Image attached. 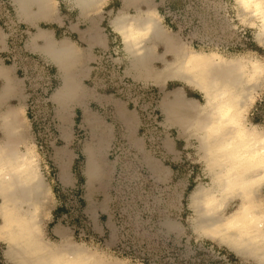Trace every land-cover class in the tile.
Listing matches in <instances>:
<instances>
[{
    "label": "crops",
    "instance_id": "crops-1",
    "mask_svg": "<svg viewBox=\"0 0 264 264\" xmlns=\"http://www.w3.org/2000/svg\"><path fill=\"white\" fill-rule=\"evenodd\" d=\"M4 1L20 28H27L29 32L21 40H18L19 36L8 35L0 16V142L11 137L3 126L4 114L9 109L17 108L23 128L20 149L35 153L46 181L47 191L41 202V233L45 239L58 241L62 237H72L73 213L67 209L65 203L62 204L59 196L61 192L68 194L70 199L74 198V208L78 192H81L83 215L89 225L91 224V231L101 234L107 227V224L102 222V216L108 217L112 203L111 188L116 167L109 157V149L114 139L120 135L125 137L129 144L141 153L145 164L155 174L166 169H162V163L145 149L144 140L139 135L142 119L140 111L124 96L116 93V86L103 80L97 82L99 71L95 69V64L98 60L104 64L101 53L105 51L110 54L122 77L153 86V89L160 92V101L178 94L185 99L200 102L204 99L203 95L194 87L177 80H168L164 86L159 87L138 77L135 70L129 68V58L123 50L121 36L113 28L111 19L118 11L132 13L148 6H153L159 13L164 12L157 0H98L95 3H80L78 0L26 3L21 0ZM162 16L164 15L161 14ZM164 18L162 21H166L169 33H173L169 28L178 29L177 24L168 16L165 15ZM175 38L177 43L178 40L184 41L179 34ZM62 41L70 42L74 47L75 52L68 65L51 56L46 47L47 44H58ZM254 41L256 42L255 39ZM155 45V50L161 52L163 57H172L171 52H164L163 43L156 41ZM159 47H162V51ZM12 54L17 56L16 62L8 59ZM23 55L47 63L54 75L53 81L57 83L49 94L53 119L50 134L46 135L51 136L50 138L42 135L44 128L31 118L27 110L29 96L19 66ZM158 63H162L161 59H154L153 64L157 66ZM106 71L107 69L103 70L104 73ZM67 85L69 94L63 97L61 87ZM159 109L165 119L164 105L161 102ZM166 127L169 134L165 138V145L169 155L175 158L179 154L181 142L187 143V140L192 138L189 133L187 136L179 135L175 125ZM86 144L89 147L86 148ZM181 145L180 147H183V144ZM87 149L99 157L101 165V173L91 181L84 171V163L80 166L77 160L79 155L84 156L85 160ZM0 153L3 154V151ZM58 205L63 206L64 210L56 212ZM63 222L67 223V226ZM50 223L53 224L48 227ZM0 264H18L16 259L8 254L7 244L2 238Z\"/></svg>",
    "mask_w": 264,
    "mask_h": 264
},
{
    "label": "bare ground",
    "instance_id": "bare-ground-1",
    "mask_svg": "<svg viewBox=\"0 0 264 264\" xmlns=\"http://www.w3.org/2000/svg\"><path fill=\"white\" fill-rule=\"evenodd\" d=\"M21 1L26 3L44 0ZM78 1L95 3L98 0ZM237 5L248 17L247 21L251 25L258 24L250 11L238 3ZM111 23L121 36L123 50L129 58V68L134 69L138 77L159 87L164 86L168 80H177L194 87L203 95L204 99L200 102L185 99L178 94L170 99H159L164 105L165 116V119L160 121L161 125L165 128L175 125L179 135L185 136L189 133L191 138H195L196 147L209 171L210 182L195 187L191 192L190 205L196 213L192 221L194 229L204 235L219 236L221 241L238 255L253 258L257 264H264V243H253L249 237L241 239L238 232L215 230L236 208L228 214L216 213L208 216L205 214L203 203L217 188L213 183L216 173L208 168V146L204 142V129L209 123L211 112L207 102L217 91L227 89L231 93L230 99L239 110L244 111L248 120L249 107L264 82V75H253L250 65L256 62L264 63L257 58L247 60L241 56L227 57L217 52L199 50L186 41L178 40L177 43V34L167 31L161 14L153 6L132 13L118 11L112 17ZM255 28V40L264 47V30H261L260 26ZM156 41L163 43L164 52H171V58L163 57L161 52L155 50ZM46 47L51 56L59 58V61L67 65L75 52L73 45L65 41L47 44ZM156 58L161 59V66L153 64ZM245 66L249 67L247 73L241 71ZM68 90V85L61 87L63 97L69 94ZM3 123L5 130L11 135L4 142H0V151H3V154L0 153L3 156L0 159V238L5 239L8 254L15 258L18 264H122L119 260L116 263L104 262L97 252L84 244L72 241L71 238L62 237L61 240L50 241L42 236L41 202L47 186L39 168L38 157L33 152L28 153L20 149L23 128L17 108L9 109L4 114ZM167 135L168 132L166 137ZM187 142L191 143L190 139ZM85 147H89L88 144ZM84 171L89 181L101 173L99 157L90 149H87L85 154ZM263 187L264 185L252 191L253 201L262 207L264 205L260 192ZM243 196V193L237 192L232 198H239V204H243ZM252 231L257 236L264 234V229L254 228Z\"/></svg>",
    "mask_w": 264,
    "mask_h": 264
},
{
    "label": "rangeland",
    "instance_id": "rangeland-1",
    "mask_svg": "<svg viewBox=\"0 0 264 264\" xmlns=\"http://www.w3.org/2000/svg\"><path fill=\"white\" fill-rule=\"evenodd\" d=\"M157 2L164 9L160 14L168 16L178 26V29L169 30L179 34L192 47L227 57L257 58L264 63V47L254 41L257 29L239 10L236 0ZM164 16L162 19L165 20ZM159 50L162 51V47ZM137 93L143 94L141 90ZM255 95L247 118L264 127V82ZM159 99L160 92L153 89L150 100L161 121ZM160 131L161 136L166 132L169 134L161 124ZM139 135L141 137V132ZM116 139H123L130 151L115 158L109 149V157L116 168L111 209L108 217L102 216L107 227L101 234L91 231V224L83 215L82 194L78 192L76 210L71 216L72 241L84 244L97 252L104 262L110 263L119 260L122 264H256L253 258L235 253L221 241V237L201 234L193 227L196 213L190 205L191 192L210 182L209 171L196 147L195 138L190 139L191 143L181 142L183 147L179 145V154L175 158L169 155L166 147L162 155H156L149 152L145 144L146 151L162 163V169L166 168L159 171L160 174H155L145 164L141 153L125 137L120 135ZM77 160L78 165H83L84 156L79 155ZM59 196L62 204L70 199L63 192ZM260 197L264 205V187ZM239 202V198H230L228 208L222 214L230 213ZM57 208L56 212L64 210L60 205Z\"/></svg>",
    "mask_w": 264,
    "mask_h": 264
},
{
    "label": "clouds",
    "instance_id": "clouds-1",
    "mask_svg": "<svg viewBox=\"0 0 264 264\" xmlns=\"http://www.w3.org/2000/svg\"><path fill=\"white\" fill-rule=\"evenodd\" d=\"M258 21L253 28L264 30V0H237ZM253 75H264V64L250 65ZM241 71L247 73L249 67ZM227 89L217 91L207 102L209 123L204 129V142L208 146V168L216 175L215 192L204 200L206 215L213 216L228 208L235 193H243V204H238L231 215L216 226V231L238 232L240 238L249 237L253 243H264V234L257 236L256 229H264V207L253 201L252 191L264 185V127L246 120L243 110L230 99ZM236 202V201H233Z\"/></svg>",
    "mask_w": 264,
    "mask_h": 264
},
{
    "label": "built area",
    "instance_id": "built-area-1",
    "mask_svg": "<svg viewBox=\"0 0 264 264\" xmlns=\"http://www.w3.org/2000/svg\"><path fill=\"white\" fill-rule=\"evenodd\" d=\"M0 16L3 18V24L8 35L13 37L19 36L18 40H21L29 32L27 28H20V25L12 17L4 0H0ZM100 56L104 58V64H101L100 60L95 64V69L99 71V74L96 76L97 82L103 80L105 83H111L112 86H116V93L124 96L134 108L141 111V114L142 112L144 113L140 121L141 137L145 141L146 148L149 152L162 155L165 151L163 136H166L167 132L161 136V122L150 100V94L153 93V88L122 77L118 66H116L110 54L104 51ZM8 59L16 62L18 58L12 54ZM19 62L21 63L19 66L29 96L27 110L31 118L35 119L44 128L42 135L50 138L51 136H47L46 134H50V125L53 119L49 104V94L57 86V83L53 81L54 75L51 73L47 63L37 61L29 55H23L22 60ZM104 69H107L105 73L103 72ZM117 84L119 85L117 86ZM140 90L143 94L137 93ZM126 146L127 144L123 139H115L110 151L114 154L115 158H119L125 151H130ZM65 205L72 213L75 212L74 198L65 202Z\"/></svg>",
    "mask_w": 264,
    "mask_h": 264
}]
</instances>
